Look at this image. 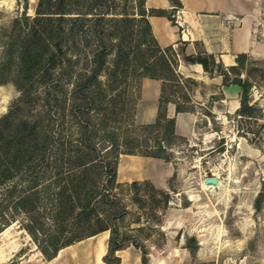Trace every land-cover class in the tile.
Listing matches in <instances>:
<instances>
[{"label": "trees", "instance_id": "trees-1", "mask_svg": "<svg viewBox=\"0 0 264 264\" xmlns=\"http://www.w3.org/2000/svg\"><path fill=\"white\" fill-rule=\"evenodd\" d=\"M134 2L135 12H127L118 11L117 0H38L33 16L24 14L13 20L8 64L16 63L11 80L18 87L20 98L29 92L34 75L43 84L48 102L56 97L59 85H70L69 112L79 134L76 142H60V154L50 156L34 122L15 121L12 109L0 117V181L18 171V180L25 184L24 190L13 195L10 205L4 204L8 214L2 215L0 232L16 220L17 214L23 213L26 219L22 228L44 259H52L59 249L76 240L108 230L107 252L102 256L105 264H120L116 251L125 248L127 242L140 250L142 264H150L144 243L122 229L128 204L117 189L132 190L129 201L144 210L137 211L133 218L139 223H143V214L155 223L160 222L169 207L170 193L156 188L148 179L118 182L117 164L121 153L170 161L165 141L179 135L175 132L174 117L166 114V106L173 103L176 113H195L189 90L204 83L177 70L180 61L185 65L199 63L209 77H222L226 87L237 84L238 113L242 116L256 118L260 112L250 102L251 81L237 76L240 58L246 53L236 54V63L224 66L211 53H188L186 47L175 49L171 44L162 47L152 32L148 15H165L174 22L172 15L182 6L180 0H169L173 6L170 10L147 8L145 0ZM85 46L90 52L85 55L84 66L77 69ZM66 48L76 50V54L66 53ZM58 60L60 65L53 71ZM229 73L236 75L231 81ZM102 75L106 78L102 79ZM136 75L160 80L154 121L135 123L132 119L127 123L135 131L156 129L151 139H139L138 134L120 136L114 126L127 111L128 79ZM6 80L0 77V83ZM208 98L211 103L217 100L214 93ZM131 114L134 115V107ZM51 163L60 167V172L45 180L40 171ZM12 184L7 189L10 194L17 186ZM48 187L54 194L50 218L55 224L60 222V226H71L75 234L62 242L50 232L49 219L38 207L40 193ZM263 199L264 188L257 194L254 206L260 208ZM186 244L192 251L198 248L192 236Z\"/></svg>", "mask_w": 264, "mask_h": 264}, {"label": "rangeland", "instance_id": "rangeland-1", "mask_svg": "<svg viewBox=\"0 0 264 264\" xmlns=\"http://www.w3.org/2000/svg\"><path fill=\"white\" fill-rule=\"evenodd\" d=\"M37 1L0 0V77L7 79L0 83V117L12 109L15 111V121L25 119L29 123L34 122L38 134L46 142V152L51 156L60 154V142H76L79 138L69 112L70 85H59L56 97L48 102L43 84L34 75L29 92L20 98V91L11 80L16 63L8 64L11 61L8 48L14 36L13 20L24 14L33 16ZM117 1L118 11L135 12V0ZM239 7L240 20L226 25L228 32L225 35L227 40L233 28L241 45L246 46L237 76L251 81L250 102L260 108L258 117L238 113L240 88L237 84L226 87L222 77L215 73L216 76L209 77L200 68L195 69L180 61L177 70L204 81L189 90V98L196 112L190 120H182L178 137H167L165 143L170 161L147 162L140 170L144 177L152 179L156 188L170 193L169 207L160 222L155 223L152 218H145L144 214L141 216L143 223L134 222L136 212L144 213V210L129 201L132 190L126 187L117 189L128 204L122 229L144 243L150 264H264V199L260 208L254 206L257 194L264 188V0H240ZM173 46L178 49L186 47V44ZM65 50L71 55L76 54L74 49ZM82 51L77 69L84 66L85 55L90 52L88 46ZM198 51L206 52L202 45L196 46ZM241 52H231L234 54L233 62L221 60L223 65L235 64V56ZM215 57L221 59L218 54ZM58 65L60 60L52 68L53 71ZM235 76L229 73V80ZM101 77L106 78L105 75ZM128 80V94L125 95L128 99L127 111L114 126L120 136L138 134L139 139L141 136L151 139L157 133L156 129L135 131L127 124L132 119L135 123H143L135 118V114H131L142 92V77L131 76ZM213 93L217 100L211 103L208 96ZM138 108L139 116L142 99ZM56 172H60V167L56 168L53 163L40 171L45 180ZM19 174L18 171L13 172L0 181V226L4 221L2 215L8 214L4 204L10 205L13 195L25 189L24 182L18 180ZM207 176H215L218 184H203ZM116 178L120 183L132 181ZM13 182L17 186L10 194L7 189L11 188ZM53 195L51 187L44 189L40 193L38 207L45 211L49 219L50 232L58 235L57 239L62 242L75 234L71 226H60V222L55 224L50 218ZM25 217L23 213L17 214L6 233L0 235V264H91L95 237L86 242L78 240L80 243L76 240L74 245L62 250L59 260L47 261L39 255L34 241L22 228ZM108 235L109 231L106 245ZM191 236L198 243L196 251L186 246ZM126 247L131 259H138L130 264H138L140 250L129 242ZM106 252L105 247L102 256Z\"/></svg>", "mask_w": 264, "mask_h": 264}, {"label": "crops", "instance_id": "crops-1", "mask_svg": "<svg viewBox=\"0 0 264 264\" xmlns=\"http://www.w3.org/2000/svg\"><path fill=\"white\" fill-rule=\"evenodd\" d=\"M180 2L182 6L180 8L175 9L172 15L174 22L169 20L165 15H148V20L151 24L152 32L157 42L161 46H166L170 44L177 45L179 43H182L186 44V51L188 53H194L196 52V46L202 45L206 52L211 53L214 56L218 54L223 62H225V56L228 62H233L234 54H232L231 52L234 53L246 51V46L241 45L240 39H238L237 34L233 30V28L229 31L227 40L225 35L227 31L226 25H231L236 21L238 22L240 20V17L237 12L240 9V0H180ZM145 6L147 8L153 7L165 10H170L173 7L170 4L169 0H145ZM226 51H229L230 53ZM190 65L194 66V68H200V70L203 71L199 63H194ZM141 91V95L136 102L134 116L140 122H152L156 117L158 109L160 80L155 78L142 77ZM141 99L142 109L140 110L139 117L138 105ZM166 114L167 116L174 117L175 132L177 134L181 126L180 123H182V120H190L192 116H194V113L192 112L176 113L173 103L167 104ZM137 155L139 154L120 155L117 164L116 177H118V179L128 181L133 179L140 180L142 178H146L154 185L152 179L150 177H144L143 171L140 173V170L143 169L144 164L147 162H151L150 164H152V162L153 164L160 163L164 159ZM136 158L141 160V167L139 170H137L134 165V160ZM121 165L123 166L122 169H120ZM92 237L96 238V236L94 235H92ZM86 238L84 240L82 239V241L80 242H86L85 240H88L91 237L89 236V238ZM72 245H74V243ZM105 247L107 248L106 243ZM121 249L128 250V247ZM128 252L129 251H127V253ZM116 254L118 255L117 252ZM128 254L130 255V253ZM118 256L120 257V255ZM137 260L138 259L136 257V261ZM120 264H122L121 257ZM138 264H142L140 256Z\"/></svg>", "mask_w": 264, "mask_h": 264}, {"label": "bare ground", "instance_id": "bare-ground-1", "mask_svg": "<svg viewBox=\"0 0 264 264\" xmlns=\"http://www.w3.org/2000/svg\"><path fill=\"white\" fill-rule=\"evenodd\" d=\"M224 60L225 62H228L226 56L224 57ZM237 107V105H236ZM134 165H135V168H137V170L140 169L141 167V160L139 159H135L134 160ZM123 166L121 165V168L122 169ZM204 184V183H203ZM206 185V184H205ZM207 185H211V184H207ZM210 187V186H209ZM10 226H7L4 230H2L0 232V235H4L6 233V230L7 228H9ZM95 238V241L94 243L92 242V246H93V252H92V262L91 264H102V254L104 253V249H105V241H106V236H107V230H104V231H101V232H98L96 235ZM92 237V236H90ZM89 238V237H87ZM86 238V239H87ZM72 245V244H71ZM71 245H67L65 247H62L61 249H59L58 253L56 254L55 257H53L52 259L50 260H47V261H53V260H59V258L62 256L63 254V251L66 247H70ZM38 251V250H37ZM118 253V255H120V257L122 258V264H130L131 262H135L136 261V258L135 259H131L132 256H130L128 253H127V250L126 249H120L118 251H116ZM39 255L42 256L41 252L38 251Z\"/></svg>", "mask_w": 264, "mask_h": 264}, {"label": "water", "instance_id": "water-1", "mask_svg": "<svg viewBox=\"0 0 264 264\" xmlns=\"http://www.w3.org/2000/svg\"><path fill=\"white\" fill-rule=\"evenodd\" d=\"M203 182L204 184H212V185H215V184H218V179L215 177V176H207L203 179Z\"/></svg>", "mask_w": 264, "mask_h": 264}]
</instances>
